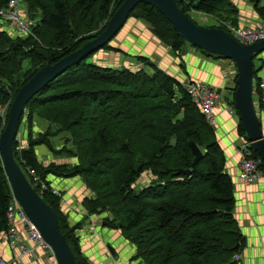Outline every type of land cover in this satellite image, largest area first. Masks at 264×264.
<instances>
[{"label": "trees", "instance_id": "1", "mask_svg": "<svg viewBox=\"0 0 264 264\" xmlns=\"http://www.w3.org/2000/svg\"><path fill=\"white\" fill-rule=\"evenodd\" d=\"M9 1L0 0V9ZM123 1L20 0L21 8L38 11V20L32 28L34 36L25 39L0 31V105L10 106L18 90L47 61L54 64L96 38ZM175 1L195 24L192 12L212 17L219 23L214 28L227 31L223 23L237 26L229 18L230 0ZM243 1L264 22L263 0ZM130 18L149 25L148 30L135 24L144 32L145 41L154 36L176 56L189 46L150 5H137L127 20ZM98 22L106 23L94 32ZM103 48L110 49L109 44ZM199 51L207 57L225 59ZM262 54H255L253 63ZM87 58L68 68L27 103L29 121L37 115L48 124L34 138L29 133L27 147L19 153L14 142V158L30 184L29 170L49 188L47 176L79 177L91 194L81 202L84 211L88 216L104 214L102 227L120 230L122 237L136 247L132 262L235 264L245 237L234 216L233 180L226 171V158L215 130L190 101L179 79L153 64L148 74L141 69L97 65ZM135 59L136 64L147 62L143 57ZM24 63V77L15 80L21 76ZM259 71V67L253 68L257 95ZM230 105L236 110L234 99ZM6 121L7 115L4 121L0 118V134ZM236 132L250 143L239 120ZM61 135L63 143L57 149L53 140ZM191 142L203 154L194 167ZM36 146L76 162L42 165L34 153ZM249 149L252 157L260 158L251 144ZM260 169L264 178L263 162ZM186 170L188 174L182 172ZM145 174L151 175L150 184L136 190L135 183ZM11 195L0 157V232L8 229L6 208ZM40 196L57 214L59 230L76 264H90L75 234L80 224L67 223L58 198L48 192Z\"/></svg>", "mask_w": 264, "mask_h": 264}, {"label": "crops", "instance_id": "2", "mask_svg": "<svg viewBox=\"0 0 264 264\" xmlns=\"http://www.w3.org/2000/svg\"><path fill=\"white\" fill-rule=\"evenodd\" d=\"M230 3L232 4V12L229 18L234 20L238 27L256 26L263 22L253 7L247 2L243 0H230ZM260 6H264V0L260 3ZM23 9L24 7H22V12ZM191 17L197 24L204 20H208L209 22L207 25L203 24L204 26H213L215 24V20L205 14L192 13ZM139 35L142 38L144 32L141 31ZM152 40L150 39L146 42L150 45ZM159 49L161 57L166 62V67L172 69L171 74L179 79L181 83L186 80L193 82L201 81L211 87L233 92L232 89L235 87V75L237 71L232 61L207 57L192 47H186L185 52L181 56L173 54L170 48L165 51L162 48ZM119 61L123 63L125 60L120 59ZM254 67L260 68L257 77L264 85V54L255 59ZM225 94L230 97L228 92L225 91ZM253 101L264 138V105L259 103L257 94H254ZM220 106L214 110L217 121V126L214 130L217 141L226 158V171L234 184V216L245 237V246L236 257L235 264H264V180H260L256 184L244 185L237 178L240 161L237 148L240 143L239 141L243 138L238 137L236 132L238 117L226 113ZM46 128V125L43 128L39 125L32 127L34 137ZM56 148L59 149L60 145L56 146ZM34 153L38 162L42 165H47L51 162L70 164L76 162L73 158L54 157L44 147H35ZM47 182H49L52 188L61 193L62 200L59 206L62 214L66 217L67 223L70 226L80 224L76 235L79 237L83 256L89 260L90 264H99L100 260L104 257L101 256V250L109 247L107 240H111V232L109 229L102 227V225H95L97 223L96 218L98 217L88 216L83 210L81 202L85 197H91L90 192L85 188L79 177L60 179L54 176H47ZM4 233L0 232V258L5 261H13L19 257V253L17 248L9 246ZM134 253L135 249L133 247L131 256ZM44 263V256L41 252H38L35 260L31 261L24 257L13 264ZM105 264H110V262L108 261Z\"/></svg>", "mask_w": 264, "mask_h": 264}, {"label": "water", "instance_id": "3", "mask_svg": "<svg viewBox=\"0 0 264 264\" xmlns=\"http://www.w3.org/2000/svg\"><path fill=\"white\" fill-rule=\"evenodd\" d=\"M139 4L150 5L171 24L178 37L201 51L216 54L232 61L237 70L234 103L247 140L261 158L264 166V138L253 103V57L264 53V40L250 45L237 42L227 31L195 24L178 7L175 0H124L110 17L104 30L94 39L54 64L47 61L14 96L7 113V121L0 134L2 169L10 185L12 196L22 207L40 237L52 248L57 264H76L64 236L59 230L57 214L35 191L14 158V142L27 103L47 84L61 76L68 68L101 50L116 36L129 14ZM194 160L192 167L203 154L198 146L189 144ZM188 174L189 170L182 171ZM235 248H238L236 246ZM113 255L110 246L107 248ZM235 260V259H234Z\"/></svg>", "mask_w": 264, "mask_h": 264}, {"label": "built area", "instance_id": "4", "mask_svg": "<svg viewBox=\"0 0 264 264\" xmlns=\"http://www.w3.org/2000/svg\"><path fill=\"white\" fill-rule=\"evenodd\" d=\"M33 23L34 25L36 24L23 16L20 0H10L5 8L0 9V24L7 26L9 30L15 33V36L24 39L29 36H34L32 31V28L34 27ZM215 24L218 25L219 23L215 21ZM223 24L227 28V32L242 45H250L264 40V22H261L256 26L246 27H235L228 23ZM132 68L135 69L136 66ZM235 77H237V72ZM181 84L190 101L198 107L200 113L213 129L217 126L214 110L220 105L223 111L232 116L238 117L237 111L232 105H230L234 99L233 94L235 92L234 89L236 87V82L235 87L232 89L233 92L211 87L201 81L193 82L186 80ZM258 89L259 103L264 105V85L261 82ZM225 91L228 92L230 97L226 96ZM254 94L256 93L253 85V96ZM8 107V104L0 105V118L3 121L8 113ZM239 142L237 150L240 156V161L237 178L244 185L256 184L263 179V172L260 169L262 160L261 158L252 157L249 149L250 143L244 139ZM28 172L32 179L31 185L35 190L37 189L39 195L48 192L58 198L61 203L62 196L59 191L52 187L49 188L46 185V182L42 181L32 170H29ZM6 219L8 229L4 233V237L11 248H17L19 257L13 261H5L0 258V264H13L24 257L32 261L37 258L38 252H41L44 256V264H57L52 248L40 237L35 227L25 215L22 207L12 195L11 201L6 208Z\"/></svg>", "mask_w": 264, "mask_h": 264}, {"label": "rangeland", "instance_id": "5", "mask_svg": "<svg viewBox=\"0 0 264 264\" xmlns=\"http://www.w3.org/2000/svg\"><path fill=\"white\" fill-rule=\"evenodd\" d=\"M30 11H28L26 8H24L23 9V13H24L23 16H25L31 22L36 23L38 20V11L37 10H34L33 12H30ZM137 22L140 23L141 26L144 27L145 29L149 28V25L147 23L143 22V20L136 21L134 18L128 19L124 23L122 28L118 31L116 36L109 43L110 49L102 48L98 52H95V54L92 56V58H90V59L87 58V61L88 62L92 61L93 63H95L97 65L100 64V65L113 67V68L124 67V68L134 69L132 67L136 66V68L134 70L141 69L145 73H148V74L152 73V70L150 69V67H152L151 65L153 64V65L158 66L160 69H162L167 74L175 77L174 75L171 74L172 69H169L168 67H166V62L160 55V49L159 48H162L165 51L166 49L169 48V46L164 45L154 36L152 38L153 40H152L151 44L149 45L148 42H146L143 38L140 37L139 33L141 32V29L139 27H135V24ZM105 23L106 22H98L96 24L97 29L94 32L103 28L105 26ZM199 24H198L199 26H204V25L209 24V22H208V20H204L202 22H199ZM33 25H34V23H33ZM213 26H216V24H214ZM213 26H204V27H213ZM6 29L8 31L7 33H9V35L15 36V33L12 32L11 30H9L7 28V26L0 24V31L5 32ZM12 29L15 31V29L13 27H12ZM186 47H191V46L189 45ZM192 48H194V47H192ZM111 49H114V50L117 49L120 52L119 53L112 52ZM194 49H196V48H194ZM197 51H199V50L197 49ZM135 57H143L144 59L147 60V62H145V64L141 63V62H138V64H136ZM99 59H101V60H99ZM120 59H124L125 61L122 63L119 61ZM116 60H117V62H116ZM223 60H225V59H223ZM160 62H161V64H160ZM254 63H255V60H254ZM25 64L26 63L23 64L22 73L26 70ZM22 73L20 74L21 76L15 77V80H21L24 77L25 72L23 74ZM8 109H9V107H8ZM28 115H29L28 111L25 109V111L23 112V115H22L23 116L22 122L20 123V127L18 129V133L16 136L17 152L18 153L21 151V149H24L27 147V140H26L27 138L26 137L29 133L34 138L33 130H31L32 127L39 125L41 128H43L45 125L46 126L48 125L46 122H44L42 119H40L37 115H34L33 118L29 121ZM53 141H54L53 144H55L56 146L60 145V147H61V145L63 143V136L61 135V137L54 138ZM60 142H62V143H60ZM56 146H55V148H56ZM39 147H44V146H38V148ZM44 148H46V147H44ZM52 156H53V154H52ZM60 157L66 158L65 156H60ZM66 159H68V158H66ZM150 179H152L151 175H147V174H145L143 177H141V179H139L138 182L135 183L136 190H138L141 187L149 185ZM262 180H264V178ZM102 216H104V214ZM102 216L101 215L93 216V217H98V218H96L97 223H95V225H102V221L104 219ZM110 232H111L110 233L111 234V240H107V242H108L110 248L113 249L114 254L112 255V253H110L108 251L107 247H106V249L103 248L101 250V256H104V257L100 260L101 263L99 262V264H105L108 261L110 262V264H125V263L126 264H141V262L139 263L138 261H135V262L131 261V258H130L131 257V250L133 247H134V249L136 247L133 246L132 244L128 243L122 237L120 230H118V229L114 230V231L110 230ZM75 234H76V232H75ZM79 243H80V241H79ZM123 262H125V263H123Z\"/></svg>", "mask_w": 264, "mask_h": 264}]
</instances>
